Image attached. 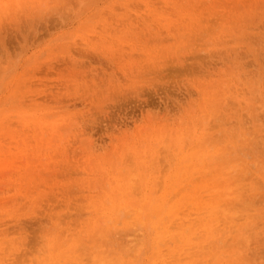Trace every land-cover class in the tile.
<instances>
[{
    "label": "rangeland",
    "instance_id": "rangeland-1",
    "mask_svg": "<svg viewBox=\"0 0 264 264\" xmlns=\"http://www.w3.org/2000/svg\"><path fill=\"white\" fill-rule=\"evenodd\" d=\"M0 264H264V0H0Z\"/></svg>",
    "mask_w": 264,
    "mask_h": 264
},
{
    "label": "snow or ice",
    "instance_id": "snow-or-ice-1",
    "mask_svg": "<svg viewBox=\"0 0 264 264\" xmlns=\"http://www.w3.org/2000/svg\"><path fill=\"white\" fill-rule=\"evenodd\" d=\"M23 5H20L19 3L16 5L17 8L22 7ZM59 6L57 5H49V4H43L41 5V8L45 9L41 13V15L38 18L32 19V23L35 24L37 22L43 23L45 21L50 20L52 17H56L57 19L62 18V14L57 12L55 9L58 8ZM20 22V21H17Z\"/></svg>",
    "mask_w": 264,
    "mask_h": 264
}]
</instances>
